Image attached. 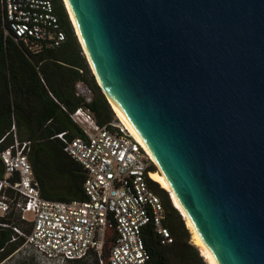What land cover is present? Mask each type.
Instances as JSON below:
<instances>
[{"label": "water", "instance_id": "95a60500", "mask_svg": "<svg viewBox=\"0 0 264 264\" xmlns=\"http://www.w3.org/2000/svg\"><path fill=\"white\" fill-rule=\"evenodd\" d=\"M66 2L217 263L264 264V0Z\"/></svg>", "mask_w": 264, "mask_h": 264}, {"label": "built area", "instance_id": "2783aa9c", "mask_svg": "<svg viewBox=\"0 0 264 264\" xmlns=\"http://www.w3.org/2000/svg\"><path fill=\"white\" fill-rule=\"evenodd\" d=\"M2 3L5 34L11 32L28 49L36 50L42 44L58 46L65 39L52 0ZM75 94L84 104L70 118L81 132L70 136L61 131L54 137L85 171V197L68 201L44 198L28 158L31 141H20L14 135L13 142L0 152L4 168L0 190L4 186L13 192L10 196L0 191V227H8L4 219L17 212L19 219L31 227L28 233L12 227L17 235L10 241L23 237L22 246L53 264L83 259L91 252L101 256L105 238L112 231L108 263L143 264L149 259L142 235L145 227H152L162 244L172 240L163 224V203L151 186L150 166L154 163L118 120L97 123L86 105L92 100V91L85 83L76 82Z\"/></svg>", "mask_w": 264, "mask_h": 264}, {"label": "trees", "instance_id": "16d2710c", "mask_svg": "<svg viewBox=\"0 0 264 264\" xmlns=\"http://www.w3.org/2000/svg\"><path fill=\"white\" fill-rule=\"evenodd\" d=\"M52 1L65 39L58 46L42 44L36 50H30L11 32L5 34L7 25L0 0V139L5 136L0 142V152L13 142L14 135L20 141H31L28 158L39 181L41 195L50 200L68 201L85 197L83 184L86 174L63 151L61 141L54 135L67 131L70 136H75L81 132L70 118V114L84 104L83 99L75 94L76 82L82 81L91 89L92 100L86 105L99 125L117 120V117L96 81L64 1ZM150 170L156 171L153 164ZM3 175L0 159V179ZM150 181L163 203V224L172 240L162 244L152 227H145L142 235L149 259L143 264H208L204 250L194 244L192 232L173 205L168 191L158 182ZM0 191L13 196L12 190L4 186ZM4 220L9 226L0 227V262L23 244V237L10 241L13 235H17L12 227L26 233L31 227L30 223L21 221L15 211ZM113 239L114 233L109 231L101 256L91 252L86 258L69 260L65 264H109Z\"/></svg>", "mask_w": 264, "mask_h": 264}, {"label": "bare ground", "instance_id": "6f19581e", "mask_svg": "<svg viewBox=\"0 0 264 264\" xmlns=\"http://www.w3.org/2000/svg\"><path fill=\"white\" fill-rule=\"evenodd\" d=\"M64 1V4L66 6V9H67V12H68V15H69V18L71 20V23L73 25V28H74V31H75V34L77 35L78 37V40L81 44V47L83 49V52L87 58V61L95 75V78H96V81L98 83V85L100 86L101 88V91L104 93V95L106 96V98L108 99L110 105H111V108L112 110L114 111L115 113V116L117 117V120L126 128L128 129V131H130V129L128 128V126L126 125V123L124 122L123 118L121 117V115L119 114L118 110L116 109V107L114 106L113 102L111 101L110 97L108 96L106 90L104 89L103 87V84L99 78V75L97 73V71L95 70L94 66H93V63H92V60L89 56V53L87 51V48L85 46V43L82 39V36L78 30V27L75 23V20L71 14V11L68 7V4L66 2V0H63ZM131 132V131H130ZM154 161V160H153ZM155 162V161H154ZM156 163V162H155ZM157 164V163H156ZM158 166V164H157ZM158 170L155 171V172H152L151 174V177L154 181L158 182L159 185L164 188L166 191H168L169 195H170V198H171V201L173 203V205L179 210L181 211V213L183 214V217L186 221V224L188 225L189 229L191 230L194 238H195V243L199 246H201L204 250V252H206V256H207V261H208V264H218L216 259L214 258L212 252L210 251L209 247L207 246V244L205 243V241L203 240V238L201 237L200 233L198 232V230L196 229V227L194 226L193 222L191 221L190 217L188 216V214L186 213L185 209L183 208L181 202L179 201V199L177 198L175 192L173 191L166 175L161 171L160 167L158 166Z\"/></svg>", "mask_w": 264, "mask_h": 264}, {"label": "rangeland", "instance_id": "374dc122", "mask_svg": "<svg viewBox=\"0 0 264 264\" xmlns=\"http://www.w3.org/2000/svg\"><path fill=\"white\" fill-rule=\"evenodd\" d=\"M28 216H31V214L29 213ZM192 240L194 244H196L193 234H192ZM0 264H53V263L52 261H45L44 259L42 260L37 258L36 255L33 254V252H30L26 246L21 245L10 255V257H7L3 261H1Z\"/></svg>", "mask_w": 264, "mask_h": 264}]
</instances>
